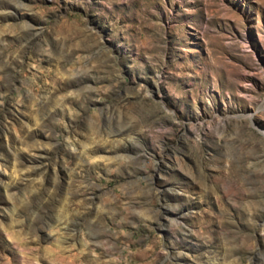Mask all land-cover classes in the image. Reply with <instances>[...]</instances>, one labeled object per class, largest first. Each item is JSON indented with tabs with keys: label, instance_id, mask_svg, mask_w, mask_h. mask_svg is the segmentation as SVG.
Returning a JSON list of instances; mask_svg holds the SVG:
<instances>
[{
	"label": "rangeland",
	"instance_id": "1",
	"mask_svg": "<svg viewBox=\"0 0 264 264\" xmlns=\"http://www.w3.org/2000/svg\"><path fill=\"white\" fill-rule=\"evenodd\" d=\"M0 264H264V0H0Z\"/></svg>",
	"mask_w": 264,
	"mask_h": 264
}]
</instances>
